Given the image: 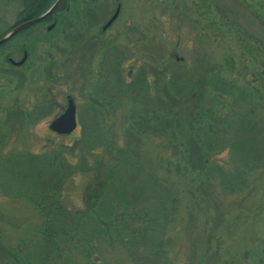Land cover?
I'll use <instances>...</instances> for the list:
<instances>
[{
  "label": "rangeland",
  "instance_id": "rangeland-1",
  "mask_svg": "<svg viewBox=\"0 0 264 264\" xmlns=\"http://www.w3.org/2000/svg\"><path fill=\"white\" fill-rule=\"evenodd\" d=\"M78 1L81 15L75 17L68 0L70 21L63 19L66 13H60L62 20L57 19L48 37L43 33L53 21L47 18L0 48V123L4 122L0 167L7 159L55 160L60 155L76 172L81 167L77 157L93 148L96 156L107 161L113 158L116 148L127 144L132 128L138 127L145 112L136 99L140 97L137 92L134 97L120 96L121 86L128 89L141 72L153 87L164 73L170 77L188 71L201 73L203 67L213 69L210 75L218 74L241 87L258 85L255 76L264 72V0ZM23 2L0 0V36L19 22ZM118 6L117 21L103 32ZM86 7L94 12L90 14L93 23ZM76 30H81L83 39H76L80 36ZM27 47L26 64L11 66L8 59L21 62ZM180 86L184 81L180 80ZM210 87L211 104L206 108L211 107L217 116L229 115L233 97L217 84ZM151 96L159 97L155 90ZM68 98L75 103L78 128L72 135H59L50 125L66 113ZM187 106L184 100L177 102L175 109L184 113ZM19 113L22 119L14 116ZM139 140L147 169L160 180L180 186L177 175L167 173L160 164L171 155L165 135H143ZM230 158L226 149L214 160L227 162ZM12 167L18 169L16 163ZM6 176L0 174V264H11L13 256L25 259L30 246L19 249L18 244L25 243L33 227L42 223L30 202L17 197L25 188L13 184L17 190H8ZM92 179L93 174L79 172L66 178L62 206L74 212L83 210ZM252 182V190L244 194L224 197L216 193L215 213L190 216L180 210L177 225L165 239L176 264H264V176ZM101 252L106 264H131L119 247L101 245ZM75 259L77 264H87L79 254Z\"/></svg>",
  "mask_w": 264,
  "mask_h": 264
},
{
  "label": "trees",
  "instance_id": "trees-1",
  "mask_svg": "<svg viewBox=\"0 0 264 264\" xmlns=\"http://www.w3.org/2000/svg\"><path fill=\"white\" fill-rule=\"evenodd\" d=\"M55 2L24 0L18 24L41 17ZM69 2L78 18L82 13L78 10L80 2ZM67 4L68 0H64L62 8L53 16L62 20L60 13H66ZM72 12L68 11L63 19L70 21ZM85 12L88 16L94 13L90 7H86ZM52 17L47 21L51 22ZM90 19L92 22L94 17ZM76 33L80 35L76 36L77 40L84 38L81 30ZM238 33L242 35L240 30ZM4 36L2 34L0 39ZM48 36L47 32L43 33V37ZM24 50L29 52L30 48ZM201 69V73L188 71L174 77L164 73L155 83L156 87L147 85L146 75L141 72L128 89L121 86L120 96L123 93L125 98L134 97L137 92L140 97L136 99L145 112L138 127L132 128L127 144L116 148L110 160L96 156L94 148L77 157L81 158V167L77 166L76 172L93 174L85 195V207L79 212L62 206L64 181L76 173L72 164L61 159L63 156L57 155L55 160L22 156L3 163L0 174H8L7 189L17 190L13 184L24 187L25 193H17V197L27 199L42 220L33 227L32 236L28 235L25 243L18 244L19 249L25 244L30 246L25 259L13 256L11 264H77V254L87 264H106L101 245L123 249L131 264H176L170 257L169 241L165 239L177 225L181 209L190 216L198 212L215 213L218 209L216 193L232 197L252 190V181L264 176V72L255 76L258 85L241 87L218 74L210 75L211 68ZM117 73L121 83L120 72ZM180 80L184 81L183 87ZM211 84L219 85L227 91V96L233 97V111L229 115L217 116L211 107L206 108L211 104L208 92ZM152 90L159 97L149 98ZM184 100L189 103L187 110L176 111L177 102ZM20 114L14 116L22 119ZM0 125L3 133L4 122ZM153 134L165 135L170 141L165 147L171 155L164 157L160 164L167 173L177 175L181 187L169 180H160L145 166L138 149L139 138ZM71 147L76 150V146ZM226 149L230 150V161H215ZM14 163L18 166L15 171ZM68 252L74 256H68Z\"/></svg>",
  "mask_w": 264,
  "mask_h": 264
},
{
  "label": "water",
  "instance_id": "water-1",
  "mask_svg": "<svg viewBox=\"0 0 264 264\" xmlns=\"http://www.w3.org/2000/svg\"><path fill=\"white\" fill-rule=\"evenodd\" d=\"M62 1L63 0H57L56 3L53 5V7L45 15L41 16L40 18L35 19L30 22H26L21 25H17L15 28L12 29L10 33H8L5 37L0 39V47L7 44L11 39H13L15 36H17L21 32L25 31L26 29L44 22L47 18H49L55 12V10L59 7ZM119 13H120V7L118 8L115 16L105 26L104 30L110 27L117 20ZM53 28L54 26L49 28V31L52 30ZM26 60H27V54H25L22 62L15 63L11 61V64H13L14 66H22L26 62ZM76 129H77L76 108H75L73 101L69 100L68 110L61 118L57 119L50 125V130L59 135H70Z\"/></svg>",
  "mask_w": 264,
  "mask_h": 264
},
{
  "label": "bare ground",
  "instance_id": "bare-ground-1",
  "mask_svg": "<svg viewBox=\"0 0 264 264\" xmlns=\"http://www.w3.org/2000/svg\"><path fill=\"white\" fill-rule=\"evenodd\" d=\"M62 8V5L60 6ZM68 9V5H66V10Z\"/></svg>",
  "mask_w": 264,
  "mask_h": 264
},
{
  "label": "flooded vegetation",
  "instance_id": "flooded-vegetation-1",
  "mask_svg": "<svg viewBox=\"0 0 264 264\" xmlns=\"http://www.w3.org/2000/svg\"><path fill=\"white\" fill-rule=\"evenodd\" d=\"M67 10H69V9H67ZM55 18H56V17H55ZM53 20H54V19H53ZM55 21H56V19H55ZM55 21H54V22H55Z\"/></svg>",
  "mask_w": 264,
  "mask_h": 264
}]
</instances>
